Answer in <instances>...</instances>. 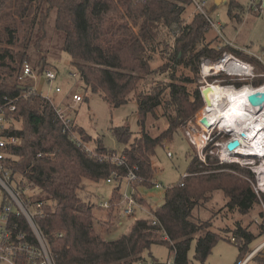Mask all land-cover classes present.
<instances>
[{
  "label": "trees",
  "instance_id": "obj_1",
  "mask_svg": "<svg viewBox=\"0 0 264 264\" xmlns=\"http://www.w3.org/2000/svg\"><path fill=\"white\" fill-rule=\"evenodd\" d=\"M250 2L256 5L230 0L228 25H219L216 31L195 10L192 0H0V109L6 120L0 138L17 141L1 150L5 158L0 163L11 186L27 191L21 193L24 204H41L34 220L55 264H162L149 253L154 244H168L173 264H190L192 242L194 259L203 264L222 239L209 230V221L199 218V210L213 193L220 192L226 212L238 216L247 215L258 204L251 187L254 175L239 164L219 163L214 155V142L227 139L216 133L203 150L204 161L194 153L189 155L187 172L165 189L160 206L151 207L142 195L155 187L151 162L155 149L185 128L204 106L197 83L202 60L216 62L229 54L264 75L260 59L225 38L229 30H237L244 13L264 12L259 2ZM190 7L194 13L188 21L185 14ZM51 15L53 28L63 35L61 49L81 80L79 88L100 93L111 109L129 101L136 103L139 131L134 134L127 126L111 129L123 147L118 156L121 164L99 139L94 140L64 110L33 91L30 78L20 79L23 65L30 61L29 51L41 48ZM211 31L216 35L209 39ZM32 70L38 76L45 72L41 67ZM263 83L255 80L252 86ZM224 85L240 87L241 83ZM56 109L63 111V120ZM157 109L163 110L167 127L154 137L145 129V121L148 116L155 118ZM88 143L93 150L87 149ZM129 173L135 176L127 183L131 190L127 196L136 203L133 213L136 207H143L150 217L135 220L126 234L106 241L97 226L110 230L114 217L125 208L116 180ZM109 178L116 183L109 207H101L103 202L96 206L85 190V181L98 183ZM261 198L264 204V195ZM95 210H103L106 221L98 218ZM17 220L18 230L32 241L25 222ZM223 232L231 233L227 240L236 244V264L242 263L251 243L263 235L253 234L239 223ZM249 262L264 264V254L258 251L246 264Z\"/></svg>",
  "mask_w": 264,
  "mask_h": 264
},
{
  "label": "rangeland",
  "instance_id": "obj_2",
  "mask_svg": "<svg viewBox=\"0 0 264 264\" xmlns=\"http://www.w3.org/2000/svg\"><path fill=\"white\" fill-rule=\"evenodd\" d=\"M229 1L230 0L205 1L204 10L208 15H210L213 22L216 23L218 28L219 25H222L225 22V11ZM237 1L245 5L247 4L248 0ZM193 9L194 8L192 7L187 9L185 14L186 20H191L194 13ZM208 9L211 13L208 12ZM195 10H197L196 7ZM215 35L216 34L211 31L208 34V38H214ZM62 38L63 35L53 28V15H51L47 21L46 34L45 38L41 41V48L37 49L36 51L34 49H31L29 51L30 61L28 64L35 70L37 68L39 69V67L45 69L44 71L51 70L56 74L57 77L52 83L47 82V80L43 76L44 74L42 76L37 75V77L35 76V78L30 77V85L43 97L49 99L52 102L53 106L64 110L66 116L74 120L75 123L79 127L83 128L86 133L90 135L94 140L99 139L103 147L107 148L111 151V153L115 154L116 159L114 160H117L118 156L121 154L123 147L119 145L113 138L111 129L115 126H127L129 130L134 134L139 131L136 114V103L135 101H129L126 105L111 109L102 99L100 93L82 91L79 88V86H81L82 84L80 78L78 76H71L72 73L77 72L70 65V59L68 55L61 49ZM225 38L226 40H228L230 38V34L229 38L227 36ZM236 41L237 39L234 40V42ZM227 42L230 43L229 41ZM238 43L239 40L235 44L237 45ZM231 44L234 45V43L232 42ZM239 49L244 51L245 53H248L249 55H253L248 51L241 49L240 47ZM224 55H226V57H224ZM224 55L219 61L216 62L207 60L201 61L199 79L197 83L204 106L196 113H194V115L191 117V122H188L185 128H181L177 133H174L171 138L166 139L162 143V146H158L155 149L154 155L151 157L152 166L155 170L153 174V183L160 186L158 189L153 187L142 192V195L145 197L147 203L151 207L160 206L163 203V195L165 189L171 185L178 183L180 181V178L185 175L189 166V155L191 153H194L198 158L201 157L202 160H205V154L202 155L201 151L190 143L186 132L189 129L191 130V127L194 126L195 131L203 137V133L205 131L202 129L204 128V125L201 123V121L206 124L207 130H210L211 128V124L206 121V116L208 115L210 108L206 93L207 87H229L224 85V83L226 82L241 83L240 87L247 85L252 86V83L255 80L264 81L263 75L258 74V72L251 65V67L249 68L250 70H248V75L242 74L243 76H232L229 73L233 71L232 64L236 59H232L233 57L229 54ZM223 57L226 58V62L221 64L220 62ZM203 67L205 69H203ZM221 69L226 70L223 71ZM222 77H227L228 79H222ZM188 87L189 89L193 88L192 86ZM56 88L59 89L58 92L55 91ZM202 92L204 94V97L202 95ZM73 94L81 95L84 98L83 101L79 104H73L70 101ZM162 113V109H157L155 112L156 117L154 118L148 116L145 121V129L154 137L158 136V134L163 132L167 127L166 121L162 117ZM216 132L217 130L215 129L212 134ZM193 133L196 137L198 136V134H196L195 132ZM86 147L88 150H93V145L89 143L86 144ZM214 148L215 149H213V152L216 156V152L218 151V149L217 147ZM168 152L170 153V157L167 156ZM241 160L242 161H240V163L242 164L239 165L245 169H248L247 166L243 165V161L248 159ZM116 181L121 185L120 190L123 195L125 193L129 195L131 190L127 185L128 181L120 177H117ZM115 185L116 183L109 184L105 181H101L98 183L85 181V190L88 194H90L88 196L91 197L96 206H99L101 202H109L112 197V191ZM255 186L256 178L254 176V181L251 182V187L253 190ZM212 196V199L205 204L204 208L199 210L200 216H198L203 222L209 221V230L218 232L221 235L222 239L217 241V243L212 248L211 253L203 264H236L239 254L238 249L235 243L227 240L231 238V233L224 234L223 231L227 229L232 230L235 224L239 223L243 227L247 226L253 234H259L261 232L264 234V216H261V214H264L263 200L261 199V195H259V201L255 208L245 216H238L236 214L226 212L223 207L225 205V200L220 192H214ZM2 197L3 190L0 187V206L2 203ZM121 212L122 210H119L117 217L115 216L113 221L110 223V230L104 231L105 227L102 228L101 226H97V231L101 233L102 237L106 241L117 240L120 236L126 234L135 220L147 219L150 217L148 210L143 207H136L134 213L129 217H126ZM95 214L101 220L106 221V214L103 210H95ZM261 241L262 238L258 237L251 243L247 250V253H245V258H248L251 255L252 248L257 246ZM194 246L195 242H192L191 249L188 254L190 264H200L193 257ZM149 253L159 263L163 264L167 261H173V254L169 251L168 244H154L150 247ZM257 253H255L252 257H254ZM262 253L264 254V249ZM146 258L150 260L149 257ZM251 258H248V260H250ZM248 264L255 263L249 262Z\"/></svg>",
  "mask_w": 264,
  "mask_h": 264
},
{
  "label": "built area",
  "instance_id": "obj_3",
  "mask_svg": "<svg viewBox=\"0 0 264 264\" xmlns=\"http://www.w3.org/2000/svg\"><path fill=\"white\" fill-rule=\"evenodd\" d=\"M252 2H259L260 9L264 8V0H251ZM194 7H196V11L201 13L207 21L211 24V26L216 30L219 31L216 23L213 22L210 15L206 13L204 10L205 1L201 0H192ZM262 11V10H261ZM226 57V55H224ZM221 62L226 59L224 58ZM234 59V57H233ZM236 59V58H235ZM238 60V59H236ZM236 60L233 62V69L236 66ZM241 63V60H238ZM247 64V63H245ZM248 68L251 66L247 64ZM234 72V70L232 71ZM232 72H228L232 76H240L236 74H232ZM216 73V72H215ZM37 75L32 70V68L28 64L23 65L22 75L21 78H35ZM44 78L47 80L48 83H52L56 79V74L51 70H46L44 72ZM72 77H77V73H72ZM264 78V75H263ZM229 87L241 89V87H235L234 85H228ZM251 92L247 96V101L251 103L252 106L256 104V100L251 102L249 97L254 96L257 92H264V83L259 87H253L251 85H247ZM226 88V87H224ZM246 88V87H244ZM33 91H35L33 89ZM56 92L59 91L58 88L55 89ZM37 92V91H36ZM256 99V98H255ZM72 102L78 104L82 101V97L80 95H73L71 98ZM259 103V102H258ZM248 104V103H247ZM260 105L263 104L262 109H256L253 112L254 118L251 121V128L250 131L252 132L251 136L244 137L241 133H237L233 128V131H224L219 125H213L210 130H205L206 132L203 133V137L199 135L195 131V127L192 126L191 130L189 129L186 132V135L190 141V143L195 146L198 150L201 151L203 155L204 148L208 145L209 142L212 141V133L216 129V135H225L227 136L226 140H220L214 142V147H217L218 151L216 152V156L218 158L219 163H237L242 164L240 161L241 159H248L243 161L245 166L251 171V173L256 178V186L254 188V192L259 195H264V100L259 103ZM249 106V108L251 107ZM9 110L13 111L14 107L9 106ZM56 113L61 120H63V111L60 109H56ZM196 124V120H195ZM6 128V120L4 114L1 112L0 109V132ZM195 132L198 134L196 137L194 135ZM248 138V139H247ZM237 141L238 146L229 151L227 149V144ZM17 143L16 139L12 137L8 138H0V161L5 158L4 153L1 151L6 145H15ZM244 150L248 152L244 153ZM225 153L228 156V160L224 161L222 155ZM243 153V154H242ZM167 156L170 157V153H167ZM201 161V157H199ZM123 161L117 159V163L121 164ZM116 177V176H115ZM135 176L132 173H129L128 176L125 178L127 181L134 179ZM113 181L112 178L106 180L107 183H111ZM0 187L3 190L4 194V203L0 206V264H55L54 258L50 253V250L47 246V243L40 232L36 222L35 217L40 214L41 204H36L33 207H28L24 204L21 193L27 191H20L16 188H13L9 182V176L7 173L4 172V167L0 163ZM160 186L155 184V188L158 189ZM263 200V198H261ZM121 204L125 207L122 209L123 215L129 217L133 214V206L136 203L125 193ZM101 207L108 208L109 203L103 202L100 204ZM17 218H21L27 227L30 229L32 235V241L28 239L26 233L18 230L20 225L18 224ZM264 246V234L262 235V242L260 243L259 247L252 251L251 255L248 257L250 258L254 253L257 252L260 248ZM133 264H149L144 261H138ZM164 264H173V262L167 261Z\"/></svg>",
  "mask_w": 264,
  "mask_h": 264
},
{
  "label": "bare ground",
  "instance_id": "obj_4",
  "mask_svg": "<svg viewBox=\"0 0 264 264\" xmlns=\"http://www.w3.org/2000/svg\"><path fill=\"white\" fill-rule=\"evenodd\" d=\"M225 62L226 59L220 63L222 64ZM203 69L205 68L203 67ZM221 70L224 71L226 69ZM233 70L234 72H232V74L248 75V70L250 69L248 68L247 64L236 60V66ZM260 91L254 94L256 98L255 100L257 102L254 106H252L251 103L247 101V96L251 92V89L248 86H242L241 89H234L232 87L224 88L220 86H208L206 93L210 108L209 113L206 116V121L211 124V127L213 125H219L224 131L231 130L234 133L235 130L238 131L237 133H241L244 137H247V135L251 136V121L254 118L253 112L251 111L262 109L263 106V104L260 105L259 103L264 100V92ZM250 105L251 107L249 108ZM202 124L204 125V123ZM204 128L202 129L207 131L206 126H204ZM232 128L234 130H232ZM245 152L248 151L244 150V153ZM222 157L224 161L228 160V156H226L225 153L222 155Z\"/></svg>",
  "mask_w": 264,
  "mask_h": 264
},
{
  "label": "crops",
  "instance_id": "obj_5",
  "mask_svg": "<svg viewBox=\"0 0 264 264\" xmlns=\"http://www.w3.org/2000/svg\"><path fill=\"white\" fill-rule=\"evenodd\" d=\"M247 3L249 5L251 3L250 0H248ZM253 5H256V3H254ZM208 12L211 13L209 9ZM225 12L227 13V7ZM225 17H226L225 22L224 24L221 25L223 27L226 24L228 25L229 22L226 14ZM229 34H230V38L228 37L229 39L228 38L227 39L228 41H230V43L232 42L236 47L238 48L240 47L241 49L248 51L250 54H253L264 63V12L263 11H261L258 14L251 12L244 13L242 22L240 25L237 26V30L233 33L232 30H229L228 35ZM235 39H237V41L239 40V43L237 45L235 44L237 43V41L234 42ZM260 243L254 248H252V251H254V249L259 247ZM263 247L257 250V252L258 251L262 252L264 249ZM247 261L248 258H245L241 264H244Z\"/></svg>",
  "mask_w": 264,
  "mask_h": 264
},
{
  "label": "water",
  "instance_id": "obj_6",
  "mask_svg": "<svg viewBox=\"0 0 264 264\" xmlns=\"http://www.w3.org/2000/svg\"><path fill=\"white\" fill-rule=\"evenodd\" d=\"M249 100H250L251 102H253V101L255 100V96H251V97H249ZM237 146H238V142H237V141H232V142H230V143L227 144V149H228L229 151H232V150H234Z\"/></svg>",
  "mask_w": 264,
  "mask_h": 264
}]
</instances>
